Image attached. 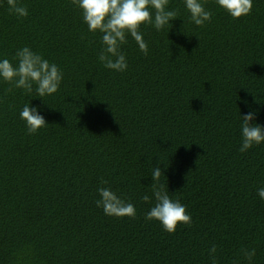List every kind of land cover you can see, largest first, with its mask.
I'll use <instances>...</instances> for the list:
<instances>
[{
  "label": "trees",
  "instance_id": "trees-1",
  "mask_svg": "<svg viewBox=\"0 0 264 264\" xmlns=\"http://www.w3.org/2000/svg\"><path fill=\"white\" fill-rule=\"evenodd\" d=\"M200 2L213 13L203 26L185 0H169L178 17L161 30L142 24L147 55L127 34L128 66L116 71L72 0H17L26 17L0 0V61L18 67L28 47L63 72L43 98L0 77V264H264V142L240 151L241 117L253 111L264 126V0L237 19ZM26 104L48 122L34 134ZM153 183L190 225L169 233L145 218ZM101 187L136 216L106 215Z\"/></svg>",
  "mask_w": 264,
  "mask_h": 264
},
{
  "label": "clouds",
  "instance_id": "clouds-1",
  "mask_svg": "<svg viewBox=\"0 0 264 264\" xmlns=\"http://www.w3.org/2000/svg\"><path fill=\"white\" fill-rule=\"evenodd\" d=\"M72 3L82 10L83 20L89 31H99L103 34L102 43L105 47L101 50L98 59L104 67L116 71H124L128 66L126 57L121 51V46L127 43V34L134 38L140 51L147 55L148 44L139 31L140 26L151 24L159 31L178 17L176 11L167 10L169 0H72ZM217 3L234 19L250 14L253 8V0H217ZM7 4L9 10L16 15L20 17L28 15L27 8L18 5L17 0H7ZM185 4L191 20L196 25L203 26L205 22L211 20L213 13L206 10L200 0H185ZM150 9L155 10L154 18ZM16 57L19 59L18 67H14L8 59L0 61V77L9 83L14 81L15 87L23 88L29 94L33 92V84H35L36 96L41 98L58 91L63 72L55 63H50L28 47L17 51ZM20 117L26 121L29 134L36 133L48 123L37 107L29 104L23 107ZM241 118L243 142L240 151L245 152L254 144L259 145L264 142V126L250 123L256 119V113L253 111ZM161 174L162 169L159 166L155 167L152 180L159 182ZM152 190L156 203L147 212L145 217L147 220L159 221L169 233H174L180 223L185 225L192 223L186 206L179 199L170 198L163 184L153 183ZM98 193L100 199L96 201L97 207H102L106 215L133 218L136 216L135 206L117 196L110 188L101 187ZM257 194L264 199V187L259 188ZM142 199L148 202L150 197L145 195ZM242 251L249 261L256 254L254 248ZM209 252L214 254L216 246L213 245Z\"/></svg>",
  "mask_w": 264,
  "mask_h": 264
}]
</instances>
